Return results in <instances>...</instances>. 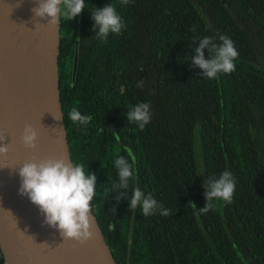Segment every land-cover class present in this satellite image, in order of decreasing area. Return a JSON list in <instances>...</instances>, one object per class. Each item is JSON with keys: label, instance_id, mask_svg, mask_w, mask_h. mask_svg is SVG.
I'll use <instances>...</instances> for the list:
<instances>
[{"label": "trees", "instance_id": "trees-1", "mask_svg": "<svg viewBox=\"0 0 264 264\" xmlns=\"http://www.w3.org/2000/svg\"><path fill=\"white\" fill-rule=\"evenodd\" d=\"M111 3L126 28L107 42L93 37L89 9L61 18L58 78L71 157L96 174L92 213L115 261L264 264V0H86L89 8ZM220 35L234 42L236 69L200 77L191 67L193 48L199 38ZM140 102L152 111L143 130L126 117ZM72 108L93 117L86 128L70 120ZM126 147L137 159L129 198L138 186L171 215L144 216L129 212L126 199L117 203L114 160L127 157ZM225 170L237 180L233 202L214 201L213 210L199 213L203 181ZM0 264H7L1 250Z\"/></svg>", "mask_w": 264, "mask_h": 264}, {"label": "water", "instance_id": "water-1", "mask_svg": "<svg viewBox=\"0 0 264 264\" xmlns=\"http://www.w3.org/2000/svg\"><path fill=\"white\" fill-rule=\"evenodd\" d=\"M35 6L36 0H0V134L6 135L0 146L10 149L0 156V250L7 264H117L93 213L95 238L79 245L64 241L38 206L19 194L23 163L73 162L59 92L61 26L37 18L40 25ZM28 124L39 133L35 150L21 139ZM130 250L129 244L127 257Z\"/></svg>", "mask_w": 264, "mask_h": 264}, {"label": "clouds", "instance_id": "clouds-1", "mask_svg": "<svg viewBox=\"0 0 264 264\" xmlns=\"http://www.w3.org/2000/svg\"><path fill=\"white\" fill-rule=\"evenodd\" d=\"M131 2L132 0H119V5L127 6ZM36 4L37 6L32 9L33 19L38 22L37 18H41L48 21L47 25L55 26L59 25L61 18L71 21L86 8L89 9L91 19L94 21L93 37L100 42H107L110 34H119L126 28L114 3L94 8L87 7L86 0H36ZM191 31H196L195 25L192 26ZM198 42V46L193 48L195 55L191 57V67L202 70L199 73L200 77L217 79L222 74L235 71L234 61L239 53L231 38L227 35L206 36L199 38ZM205 49L210 54L209 59L205 58ZM137 87L142 89L144 82L140 81ZM68 116L73 124H79L85 128L93 119L91 115H84L76 108H72ZM126 117L128 123L137 125L140 130L145 129L151 123V103H137L126 113ZM5 137L6 135L0 134V141L5 140ZM38 138V131L31 124L25 125L21 137L24 146L35 150ZM9 151V144L0 146V156L6 157ZM125 151L127 157L120 155L114 160L118 182L112 184V192L116 194L117 203L126 199L129 201V212L139 210L144 216L171 215V210L165 208L152 193L145 194L138 186L132 188L129 198L130 182L137 175V159L131 148L126 147ZM19 176L21 178L19 194L27 196L34 205L38 206L44 216V223L58 229L64 241L72 240L79 245H84L95 238L92 215V202L98 183L95 173L90 171L86 174L83 164L73 163L67 158H48L23 163L19 168ZM236 185V178L228 170H225L218 178L208 176L202 183L206 203L198 208V212L207 214L213 210L214 201L231 204ZM109 229L113 230L114 226L109 225Z\"/></svg>", "mask_w": 264, "mask_h": 264}, {"label": "rangeland", "instance_id": "rangeland-1", "mask_svg": "<svg viewBox=\"0 0 264 264\" xmlns=\"http://www.w3.org/2000/svg\"><path fill=\"white\" fill-rule=\"evenodd\" d=\"M195 154H196V160H197V170L201 174L203 172V169H202V161H201V156L199 153V147H198L197 140H195Z\"/></svg>", "mask_w": 264, "mask_h": 264}]
</instances>
